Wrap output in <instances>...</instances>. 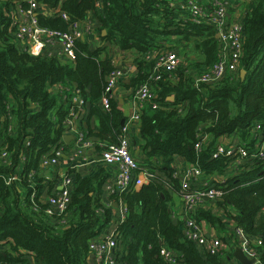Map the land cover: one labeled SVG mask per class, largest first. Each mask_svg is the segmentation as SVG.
Masks as SVG:
<instances>
[{"label": "trees", "instance_id": "trees-1", "mask_svg": "<svg viewBox=\"0 0 264 264\" xmlns=\"http://www.w3.org/2000/svg\"><path fill=\"white\" fill-rule=\"evenodd\" d=\"M33 1L40 25L53 31L68 33L75 23L92 17L102 44L91 49L86 39H78L75 60L32 55L15 38L16 8L21 5L26 10L28 3L0 0V264H30L28 255L36 264H89L91 242L113 223L120 236L116 264H171L161 256L164 247L176 255L177 264H230L235 252L231 247V253L210 254L185 237L173 210V194L180 186L176 157L215 177L210 185L223 193L217 203L223 217L245 232L259 254L258 264H264V160L247 159L222 183L216 177L227 176L234 158L213 159L220 138L234 137L238 147L254 150V131L258 125L264 129V0H236L250 6L239 72L199 86L196 77L217 63L220 43L213 26L195 24L189 15L172 8L178 0ZM45 8L50 9L49 15L43 13ZM173 36L179 42L192 41L197 57L154 82L155 60L150 56L153 51L175 50L164 47ZM111 48L134 52L137 73L123 84L131 95L145 84L154 91L158 107L148 105L139 112V138L131 148L141 152L140 166L155 173V180L140 189L111 194L110 200L126 209L125 220L118 221L112 204L103 202L107 174L103 170L88 176L75 173L67 211L51 216L42 200L41 163L58 148L67 150L64 136L73 106L72 94H53L51 88L81 93L88 112L82 127L97 152L118 144L128 118L115 97L109 110L102 106L107 78L116 69ZM241 70L246 71L244 79ZM171 95L173 102L168 100ZM203 136L208 140L197 150ZM157 169L167 178L157 175ZM17 176L21 179L14 181ZM20 189L26 191L24 196ZM197 218L222 225L205 205Z\"/></svg>", "mask_w": 264, "mask_h": 264}, {"label": "built area", "instance_id": "built-area-1", "mask_svg": "<svg viewBox=\"0 0 264 264\" xmlns=\"http://www.w3.org/2000/svg\"><path fill=\"white\" fill-rule=\"evenodd\" d=\"M20 2L22 0H15ZM24 1V0H23ZM29 7L25 10L21 5L16 8L15 22L16 32L15 38L21 49L29 52L32 55H46V47L50 44L57 42L62 45V56L68 60H75V43L80 38H85L93 33L92 22L86 21V25L83 23H75L68 33L59 31H53L42 27L37 18L38 5L33 0H26ZM172 8L176 11L189 15L190 19L195 24H209L216 30V38L220 45V54L217 63L207 72H204L196 77L197 85L211 83L213 81L220 80L226 75L236 74L240 70L241 59L244 55V36H245V15H239L232 21H228V15L230 12V5L227 0H213L210 3H204L200 0H178L172 4ZM62 17L68 20V16L63 14ZM102 44V42L100 41ZM49 56L58 57L57 55L49 54ZM59 58V57H58ZM150 58L155 60L153 73L151 80L159 82L163 75H173L179 67L183 64V61L179 53L172 50L153 51ZM125 74L122 68L116 67V69L108 76L107 86L105 89V96L102 100V106L105 110L110 109V99L115 95V91L119 86L121 80ZM57 91L61 94H72L73 106L70 108V118L67 120V134L74 135L77 146L75 153H81V149L93 147L94 144L91 139H86L83 125V117L87 114L85 109V102L81 96V93L72 88L60 87ZM134 102V115L128 119V123L123 126L120 142L118 144H111L106 146L102 153L103 161L107 165L115 166L117 173L115 176V192H124L130 189H139L145 184H148L152 180H155V175L147 168L140 166L138 159L134 157L132 152V138L130 137V127L133 123L138 122L140 119L139 112L152 105L153 108L158 107V103L154 100V91L150 84L141 86L134 95H132ZM66 99V98H65ZM68 104V102H67ZM258 130L263 132V139L258 141L257 146H254V150H249L246 147L232 146L227 148L225 144L218 141L216 150L213 153V159L220 158L222 156H228L234 158L231 167L228 170V175L233 171L232 175L238 169V165H242L247 159H259L264 160V129L260 125ZM66 134V135H67ZM207 138H203L197 145L196 149L200 150L202 145L206 142ZM133 153V154H132ZM7 153H4L6 155ZM63 155V148L60 147L55 150V155L51 158H46L41 163L43 171L45 168H50L56 165ZM177 167V176L180 178V186L178 187V194L183 203L184 213L179 217L182 222V229L185 237L194 242L201 252H208L210 254L222 253L224 250L238 248L251 259H255L256 263L259 262V254L255 247H252L245 232L235 227L234 238L226 245L223 244V240L218 236L208 237L205 233L201 222L197 218V212L201 209L207 201L218 203L222 199L223 193L215 186L204 184L203 186L196 187L195 183L198 181L199 176L203 175V172L198 165L190 164V167L179 172ZM33 175V176H32ZM30 181L33 182L34 174L29 175ZM21 176L14 178L20 180ZM74 181L69 175H63L61 177V189L55 190L50 194L45 201L48 204L46 212L53 215L64 214L71 203V192L73 189ZM33 197V195H32ZM126 218V209H122V213L118 221H124ZM236 235V236H235ZM119 235L115 229L109 231L107 234H102L97 239L93 240L90 245L91 255L95 256L100 264H116V251L119 245ZM261 242H258L260 245ZM161 256L164 260L171 264H177L176 255L166 247L162 248ZM25 258L30 260V264H36L33 256L28 255ZM237 262V261H236ZM234 261H230V264H236Z\"/></svg>", "mask_w": 264, "mask_h": 264}, {"label": "crops", "instance_id": "crops-1", "mask_svg": "<svg viewBox=\"0 0 264 264\" xmlns=\"http://www.w3.org/2000/svg\"><path fill=\"white\" fill-rule=\"evenodd\" d=\"M26 1V0H24ZM229 5H230V12L228 15V21H232L235 17L239 16V15H246V13L249 11V3L248 2H244V1H236V0H227ZM206 2V1H205ZM50 9L49 8H45L43 9V13L49 15L50 14ZM15 16L16 12H15ZM92 17H88L87 21H91L92 22V29H93V33L89 34L86 37V41L88 42V44L90 45L91 49H95L97 47H99V45L101 44L100 41V34H99V30H98V23L92 20ZM88 22H84V24L86 25V23ZM179 37L177 36H173L167 39L166 44H165V48L168 47H175V50H179V48L183 47V51L184 49L189 46L192 45L194 47V44L192 41L190 42H186L185 40H183L182 42H179ZM102 42V41H101ZM177 48V49H176ZM195 51V49H194ZM179 52V51H178ZM196 52V51H195ZM111 56H112V60L113 63L116 67H120L123 69L124 71V78L121 80L119 86L117 87L116 91H115V95L114 97L119 101V105L120 108L123 110L124 115L126 118L130 119L133 117L134 115V102L132 100V90H127L123 84L129 83V79L132 75L137 73V66L134 64V52L133 51H122L118 48H111L110 50ZM46 55L49 54H53V55H57L59 58L62 59V61H67L66 58H64V56H62V45L61 43L57 42L55 44H50L47 45L46 47ZM180 54V52H179ZM197 52L196 54H194L191 57H197ZM188 59V58H187ZM194 59V58H193ZM51 91L53 94L58 93L56 88H51ZM59 110V107H56L53 111L51 116L53 118L56 117V114ZM88 113V112H87ZM0 121H1V117H0ZM97 123V119L93 118L91 120V124L92 126H95ZM130 137L132 138V141L134 143V145H136V140L139 138V122H135L131 125L130 127ZM263 132H261L258 129H255L254 131V145L253 146H257L258 141H261L263 139ZM67 135L71 136L69 138L68 143L65 142V144L67 145V150L63 152V155L61 157V159L59 160V162L54 165L51 166L50 168H45L44 172H46L47 170L51 171V175L52 177H47L45 176L44 173V185L45 187L43 188V197L42 200L45 202L48 198V196L50 195V191L52 193V191H59L61 189V177L63 175H69L72 178H74V174L78 173L82 176H88L90 174H94L97 173L98 170H103L106 174H107V180L105 182V184L103 185V202L104 203H111L112 206L115 209V214L114 217L117 216L118 214L120 215L122 213V209L124 208V205L118 204L116 202H112L110 200V196L113 193V190L115 189V176L117 173V168L115 166H111V165H107L102 157V154L100 152H97L95 150V148L93 147H88L85 149H81V153H75L76 152V140L73 134L68 133ZM253 137V136H252ZM203 138H207L206 141L208 140V136H203ZM220 142H222L223 144L226 145L227 148L232 147V146H237V144L239 143L238 139L234 138V137H222L219 139ZM138 148V146H137ZM135 155H139L141 152L136 150V151H132ZM141 158V157H140ZM174 167L177 169H179V172L182 173L183 171H185L186 169H188L190 167V164L182 157H176L175 161H174ZM183 170V171H181ZM22 172V166L18 169V173ZM157 175L161 176L163 179H166V175L165 173L161 172L159 169H157L156 171ZM233 171L230 172V175H232ZM227 174V176H220V177H216L217 181L220 182H225L226 178L228 176H230ZM215 177L213 175H205L203 173V175L199 176L198 181L195 183L196 187L198 188L199 186H203L204 184L210 185V183L212 182V180H214ZM140 189V188H139ZM173 210H174V214L177 217H182L183 213H184V209H183V203L182 200L177 193L173 194ZM205 210H211L213 212V214L217 217H220L221 220L220 222L222 223L221 226L218 225H212L210 222H208L207 220L203 219V220H199L202 224V227L205 231V233L207 234L208 237L210 236H218L220 239H222L224 242V246L226 248V245L229 244L232 241V238H234V225L232 224V222L230 223L226 216H224V211L217 206V203L212 202V201H207L205 203ZM112 229H115V224H111L110 227L103 233V234H107L109 231H112ZM236 236V235H235ZM230 252V249H228ZM235 251V250H234ZM231 253V252H230ZM228 253V254H230ZM235 253V252H234ZM227 254V255H228ZM232 261L236 262L237 259L234 258L232 259ZM88 263L89 264H100L98 262V260L95 258V256L91 255L88 258ZM236 264H240L238 261L236 262Z\"/></svg>", "mask_w": 264, "mask_h": 264}, {"label": "water", "instance_id": "water-1", "mask_svg": "<svg viewBox=\"0 0 264 264\" xmlns=\"http://www.w3.org/2000/svg\"><path fill=\"white\" fill-rule=\"evenodd\" d=\"M105 34H106V31H103L102 35H105ZM83 40H85V38H83ZM240 74H241V78L244 79L245 76H246V71L245 70H241ZM74 85H75V87H77V84H74ZM168 100L171 101V102H173L175 100V96L174 95L169 96L168 97ZM70 137L71 136H69V135H65L64 136V141L66 143H68ZM101 158L103 159V157H101ZM50 173H51V171L50 170H47L45 172V176L52 177V175ZM174 224H177V220L176 219H174ZM199 250L201 251V249H199ZM234 256H235V258L237 259V261L240 264H255L256 263V260L255 259L249 258L243 252V250L240 249V248H238V249L235 250Z\"/></svg>", "mask_w": 264, "mask_h": 264}, {"label": "rangeland", "instance_id": "rangeland-1", "mask_svg": "<svg viewBox=\"0 0 264 264\" xmlns=\"http://www.w3.org/2000/svg\"><path fill=\"white\" fill-rule=\"evenodd\" d=\"M177 49V48H176ZM183 49V47L182 48H179V50H177V51H179L180 52V57H181V59H182V61H183V64H185V62H186V64H187V62L188 61H190L191 59H193V58H195V57H191V56H193L194 54H196V52L194 51V47L192 46V45H189V46H187L185 49H184V51L182 50ZM189 56V58L187 59V57ZM195 56V55H194ZM182 64V65H183ZM228 75H230V73L228 74ZM133 154V153H132ZM134 155V157L136 158V159H138V161L141 163V164H143L142 163V161L140 160V156H137V155H135V154H133ZM154 175H155V173H154ZM24 190H21L20 189V192H22L23 193V196L25 195V193H26V191H24ZM119 217H120V215L118 214L117 215V219H119Z\"/></svg>", "mask_w": 264, "mask_h": 264}]
</instances>
